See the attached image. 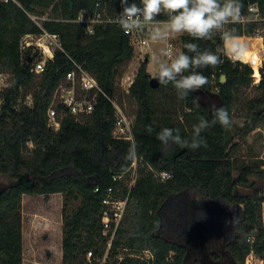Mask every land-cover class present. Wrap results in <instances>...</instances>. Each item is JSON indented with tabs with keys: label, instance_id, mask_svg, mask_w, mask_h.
<instances>
[{
	"label": "trees",
	"instance_id": "16d2710c",
	"mask_svg": "<svg viewBox=\"0 0 264 264\" xmlns=\"http://www.w3.org/2000/svg\"><path fill=\"white\" fill-rule=\"evenodd\" d=\"M98 1L109 5L120 2L0 0V72L8 70L12 73L11 84L0 93L3 99L0 110V176L12 179L7 185L0 186V264H23L24 194L64 195L63 264H101L107 250L109 237L102 233L103 198L112 185L122 189L118 194L127 192L125 178L115 180L114 175L128 170L134 161L125 158L132 141L113 136L115 107L107 95H114L116 77L128 65L135 51L129 36L118 25H96L94 33H88L85 24L76 20L82 10L94 11ZM135 2L139 4L140 0ZM240 2L246 11L249 3H263V0ZM48 9L51 17L43 21V27L60 34L63 49L56 51L43 73L35 74L29 68L25 71L24 63L39 58L40 51H33L34 48L30 47L23 52L21 40L27 33L40 34L42 31L29 13L43 15ZM227 26L241 36L254 37L256 23H248L244 28L240 23ZM189 42L197 43L201 50L209 49L218 54L223 51L219 34L212 40L200 41L183 34L181 51H187L183 45ZM221 59L223 63L217 68L200 69L209 79L202 90L218 91L223 100L221 107L227 109L233 118L239 92L242 87L252 84L254 71L246 61L233 63L223 55ZM74 61L97 78L106 94H99L94 111L85 121L77 120L66 109L61 127L55 131L48 125L47 111L56 87L73 70ZM148 64L149 60L140 64L129 93L138 104L133 124L138 178L129 200V204H135V209L133 232L126 246L136 252L152 249L155 253L153 264H245V258L252 249L263 256L261 206L264 190L259 195L244 196L239 193L238 186L249 185L251 175H259L264 180V155L257 163L238 168L232 156L236 146L234 134L219 124L202 133L207 141L206 148H176L171 155H164L166 149L156 139V132L161 128H178L181 136L187 138L201 117L208 120L213 117L209 107L200 102L197 91L181 99L185 109L181 115L184 121L179 120L177 112V116L167 112L160 114L154 92L165 86L151 87ZM222 74L227 78L224 84L220 83ZM35 75L39 79L33 85L32 103L27 104L22 90L32 86ZM255 87L260 93L247 101L241 128L245 132L264 125V73ZM58 107L62 109L64 105ZM148 125L154 129L151 134L146 131ZM30 142L34 146L26 155ZM138 161L143 165H138ZM237 168L240 171L235 176ZM162 171L170 172L171 176L164 180L156 176V172ZM97 187L98 191L95 190ZM191 190L214 200L216 205L234 207V214L209 212L213 218H198L197 224L182 206L183 195ZM126 215L127 211L105 264H148L129 254L110 261L111 257L117 256L122 245L121 237L127 233ZM196 232H200L204 239H224L220 251L225 254L210 249L207 256L210 255L211 259L207 261V257L201 258L202 250L198 249L200 255L192 253L191 242L188 247L167 237V233L189 236ZM253 234L255 240L251 243L248 237ZM89 250L93 251L91 260L87 257Z\"/></svg>",
	"mask_w": 264,
	"mask_h": 264
},
{
	"label": "rangeland",
	"instance_id": "374dc122",
	"mask_svg": "<svg viewBox=\"0 0 264 264\" xmlns=\"http://www.w3.org/2000/svg\"><path fill=\"white\" fill-rule=\"evenodd\" d=\"M40 15V14H39ZM46 20L51 17L50 9L45 10L43 15H40ZM228 27V26H226ZM148 36V33H144ZM181 36L178 35L170 40H174L178 47L177 52L181 51ZM247 37V36H243ZM257 37V36H254ZM149 38V37H148ZM150 40V39H149ZM168 40L153 42L150 40L149 45L144 48L142 52L136 50L134 52L133 58L129 61L128 65L121 69L120 74L116 77V86L114 95L112 96L116 102H118L124 109V111L131 116L132 119L135 118L138 104L136 100L126 93L122 85L123 76H133L137 74L140 64L149 57L148 71L151 77L155 76L156 64L154 57L158 55L159 49L161 47H166ZM253 71L254 68L252 67ZM7 76H12V73L8 70L3 71ZM264 73V60L263 67L261 68V78ZM39 76L35 75L34 79L31 81V85L28 88H23L22 94L25 95L24 103H31L32 92L34 90L33 85L38 81ZM65 80V79H64ZM260 80L253 73V82L250 86L242 87L239 92V98L237 103L233 108V125L229 128L234 134V142L236 144L235 148L232 150V156L235 160L237 167H242L244 164L257 163L264 155V125L252 130L250 132H245L241 130L243 122L245 109L248 99L256 97L259 95L260 90L255 87ZM175 88L171 85H167L164 88H158L155 94V103L159 109L160 114L167 112L175 116L176 112L180 115L179 120H182V114L185 109L182 100L176 95ZM77 90L79 91L80 89ZM55 94V92H54ZM54 96V95H53ZM1 98V96H0ZM88 115L82 116L80 119L85 121L88 119ZM186 122V120H185ZM34 144L30 142L28 144L29 149L25 150V154H30V149H32ZM140 162L138 161V165ZM143 165L142 163L140 164ZM235 169L234 175L239 174V169ZM249 185H239L238 191L242 195L253 196L258 193L261 194L264 190V180L259 175H251L249 177ZM10 178L0 176V186H5L10 182ZM64 195L62 193H53L50 195H23L22 201V214H23V231L25 228V252L23 254L24 260L23 264H63V251H62V207H63ZM182 206L184 210L188 212L190 217H193L197 223L198 218H213L211 213L218 214H234L235 209L230 205L222 204L216 205L215 201L212 199L204 198L199 196L196 191H189L188 194H184L182 197ZM77 205L78 202H75ZM135 209V204L130 203L127 210V220L125 222V228L127 233H125L122 239V245L118 248V254L115 257H111L110 261L114 262L116 258L121 259V257L130 254L132 251L126 246L128 237L133 232V211ZM200 213L199 215H197ZM261 219L262 225L264 227V202L261 206ZM199 224V223H197ZM190 236V237H189ZM187 235L182 233L180 236H175V234L167 233V237L171 240L181 242L189 247L191 242L192 253L200 255L198 252L202 250L203 257L207 261H210V255L207 256V251L210 249H220L223 247L222 238H206L201 236V233L196 232L194 235ZM24 237V234H23ZM203 244V245H202ZM127 247V248H126ZM139 252V251H138ZM221 254H225L222 250ZM264 258V254L262 256ZM210 258V259H209Z\"/></svg>",
	"mask_w": 264,
	"mask_h": 264
},
{
	"label": "clouds",
	"instance_id": "9594fccd",
	"mask_svg": "<svg viewBox=\"0 0 264 264\" xmlns=\"http://www.w3.org/2000/svg\"><path fill=\"white\" fill-rule=\"evenodd\" d=\"M122 11L116 16L115 23L125 34L146 30L153 42L170 40L178 35L187 34L193 40H212L219 34L222 41V53L209 49L201 50L197 43H185L187 51L173 52L172 46L161 47L154 57L156 73L153 77L159 85L171 84L180 99L204 88L209 79L200 69L217 68L222 63L221 55L228 61L242 62L249 52L247 40L226 26L241 22L243 5L240 0H120ZM165 16L166 19H157ZM212 119L201 117L192 126L189 137H182L178 128L163 127L156 132V139L164 146V155H171L176 149L197 150L207 147L202 135L210 127L219 124L230 128L234 120L224 107L211 106ZM147 133H153L151 125L146 126ZM175 146V147H174ZM126 159L137 158V144L132 142Z\"/></svg>",
	"mask_w": 264,
	"mask_h": 264
},
{
	"label": "built area",
	"instance_id": "2783aa9c",
	"mask_svg": "<svg viewBox=\"0 0 264 264\" xmlns=\"http://www.w3.org/2000/svg\"><path fill=\"white\" fill-rule=\"evenodd\" d=\"M8 1V0H5ZM122 11L121 3L114 2L109 5L98 1L94 11L82 10L78 18L86 26L88 33H94L96 25L116 24L115 18ZM30 18L41 28V33H27L21 40V50L24 52L28 48L33 47V51L39 50L40 56L32 60L29 64V70L35 74H41L45 71L47 62L55 57L57 50H62L63 45L59 33H53L43 27L44 17L42 18L37 13H29ZM242 16L244 19L238 22L244 28L248 23H256L254 29V36L262 40L263 46V60H264V0L263 3L254 2L249 3L247 10L242 9ZM164 20V19H161ZM118 25V24H116ZM235 28V27H234ZM146 30H141L127 34L130 38L134 51L142 52L146 46L149 45V38L144 33ZM246 36V35H245ZM172 46V51L177 52V45L174 40H168L166 47ZM243 61V60H242ZM137 74L132 77L127 75L122 77V85L126 93H130V87L133 84ZM65 79V80H64ZM56 87L52 102L48 108V125L55 131L61 127L62 118L65 115L66 109L71 115H74L77 120L84 115H90L98 103L100 93H105L102 86L99 84L97 78L88 71L82 64L74 61V68L67 74ZM11 84V76H7L4 72H0V93L3 92ZM80 89L79 91L77 90ZM115 107V123L113 127V136L118 139H126L134 142L133 124L134 119L131 118L123 109V107L115 101L112 96L107 95ZM32 103V101H30ZM3 99L0 98V110ZM29 103V104H31ZM59 105H64L59 109ZM156 176L163 180L171 176L170 172L162 171L156 172ZM125 178L128 190L126 193L118 194L122 189L118 186H110L103 198V214L102 225L103 235L109 237L107 250L101 259V264H105L109 249L117 234L118 228L127 211L130 200V195L133 186L138 178L137 158L133 161L131 167L121 173L115 174L114 179ZM96 191L99 190L97 187ZM255 235L248 237V241L253 243ZM130 256L136 257L148 264H153L155 260V253L150 248H145L139 252H132ZM93 251L89 250L87 253L88 259L91 260ZM122 259V257H121ZM245 264H264V258L252 249L245 258Z\"/></svg>",
	"mask_w": 264,
	"mask_h": 264
},
{
	"label": "bare ground",
	"instance_id": "6f19581e",
	"mask_svg": "<svg viewBox=\"0 0 264 264\" xmlns=\"http://www.w3.org/2000/svg\"><path fill=\"white\" fill-rule=\"evenodd\" d=\"M249 44V52L243 57V61L250 63L254 68V75L261 79V68L263 67V46L259 37H244Z\"/></svg>",
	"mask_w": 264,
	"mask_h": 264
},
{
	"label": "water",
	"instance_id": "95a60500",
	"mask_svg": "<svg viewBox=\"0 0 264 264\" xmlns=\"http://www.w3.org/2000/svg\"><path fill=\"white\" fill-rule=\"evenodd\" d=\"M148 60H149V57H146V61H148ZM30 61H31V59H29L28 61H26L24 63V70L25 71L29 67ZM226 81H227L226 75L222 74L220 76V83L224 84ZM150 85L152 88H157L159 86V83L157 80H155L153 77H151ZM197 94H198L200 102L202 104L208 106L209 110L211 109L212 105H215L217 108H219L223 105L222 97L218 91H204V90L200 89V90H197Z\"/></svg>",
	"mask_w": 264,
	"mask_h": 264
},
{
	"label": "crops",
	"instance_id": "0c3cea01",
	"mask_svg": "<svg viewBox=\"0 0 264 264\" xmlns=\"http://www.w3.org/2000/svg\"><path fill=\"white\" fill-rule=\"evenodd\" d=\"M23 234H24V237H23V248H24V252H25V228H24Z\"/></svg>",
	"mask_w": 264,
	"mask_h": 264
}]
</instances>
